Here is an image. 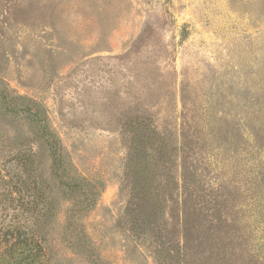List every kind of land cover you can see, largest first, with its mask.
<instances>
[{
	"label": "rangeland",
	"instance_id": "1",
	"mask_svg": "<svg viewBox=\"0 0 264 264\" xmlns=\"http://www.w3.org/2000/svg\"><path fill=\"white\" fill-rule=\"evenodd\" d=\"M263 3L0 0V97L41 103L67 159L104 185L81 248L63 243L61 204L54 264H264ZM137 116L155 125L149 189L165 206L134 224ZM29 135L0 108L2 144Z\"/></svg>",
	"mask_w": 264,
	"mask_h": 264
},
{
	"label": "trees",
	"instance_id": "2",
	"mask_svg": "<svg viewBox=\"0 0 264 264\" xmlns=\"http://www.w3.org/2000/svg\"><path fill=\"white\" fill-rule=\"evenodd\" d=\"M264 5V3H263ZM0 108L13 119H22L29 128L26 142H0V264H54L56 219L63 202L68 213L63 243L71 247L87 244L82 232V216L97 203L104 185L82 176L67 159L61 139L53 129L44 106L25 96L6 94ZM134 147L130 151L132 218L156 217L164 210V199L151 203V162L155 125L150 118L137 116L130 124ZM40 151L51 161L56 191L40 176ZM187 172V171H186ZM195 179L184 177L189 187ZM157 210V211H156ZM150 211L149 214L147 212ZM156 211V213H155Z\"/></svg>",
	"mask_w": 264,
	"mask_h": 264
}]
</instances>
